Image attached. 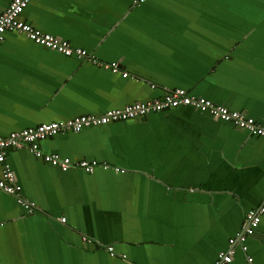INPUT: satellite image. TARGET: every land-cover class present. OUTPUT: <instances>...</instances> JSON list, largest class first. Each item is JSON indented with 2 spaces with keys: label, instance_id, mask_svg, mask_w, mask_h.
I'll return each instance as SVG.
<instances>
[{
  "label": "crops",
  "instance_id": "crops-1",
  "mask_svg": "<svg viewBox=\"0 0 264 264\" xmlns=\"http://www.w3.org/2000/svg\"><path fill=\"white\" fill-rule=\"evenodd\" d=\"M18 18L93 58L5 31L0 135L174 87L264 125V0H31ZM112 61L118 72L104 67ZM40 146L100 165L62 170L26 147L7 150L36 208L27 213L0 189V264H215L246 211L264 202V136L189 105L59 132ZM245 243L264 264V213ZM234 250L228 264H249Z\"/></svg>",
  "mask_w": 264,
  "mask_h": 264
},
{
  "label": "built area",
  "instance_id": "built-area-1",
  "mask_svg": "<svg viewBox=\"0 0 264 264\" xmlns=\"http://www.w3.org/2000/svg\"><path fill=\"white\" fill-rule=\"evenodd\" d=\"M30 1L10 0L3 9H0V40L5 31H18L33 42L63 55L93 58L86 50L72 46L67 40L50 33L42 32L30 24L21 21L18 16ZM104 67L114 72H118L119 70L118 64L115 61L104 63ZM122 75L126 76L127 73L122 72ZM180 105H189L195 109L206 111L211 116L223 121H229L237 127L245 129L250 134L264 136V125L258 124L254 118L246 115L244 112L229 109L227 106L214 103L203 96L191 94L184 88L174 87L167 90L159 98L136 101L122 108H110L98 114H81L66 120L43 122L20 130L10 131L6 135H0V189L5 193L13 195L17 203L27 213H31L36 208L35 203L29 201L21 194V186L17 183L13 170L5 161L7 150L26 147L35 157L41 158L43 161L62 170L71 166H77L87 172H91L95 166L100 165L96 159L72 160L68 156L45 152L41 148L40 142L59 132H78L85 127L137 118L151 112L162 111ZM102 165L106 166V164ZM263 213L264 202L257 208L246 211L243 230L236 236L228 239L229 246L226 249L218 251L215 264L230 263L235 253L234 245L236 244L245 254L247 262L254 264L253 258L246 253L247 246L245 241L249 235L254 233ZM61 220L64 221V217ZM111 253L113 254V252Z\"/></svg>",
  "mask_w": 264,
  "mask_h": 264
},
{
  "label": "water",
  "instance_id": "water-1",
  "mask_svg": "<svg viewBox=\"0 0 264 264\" xmlns=\"http://www.w3.org/2000/svg\"><path fill=\"white\" fill-rule=\"evenodd\" d=\"M98 162V161H97ZM92 172V171H91Z\"/></svg>",
  "mask_w": 264,
  "mask_h": 264
}]
</instances>
